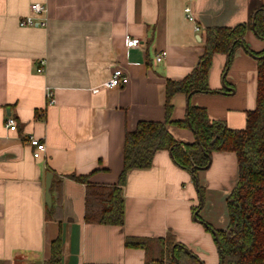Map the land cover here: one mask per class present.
Returning a JSON list of instances; mask_svg holds the SVG:
<instances>
[{"label": "crops", "instance_id": "obj_1", "mask_svg": "<svg viewBox=\"0 0 264 264\" xmlns=\"http://www.w3.org/2000/svg\"><path fill=\"white\" fill-rule=\"evenodd\" d=\"M36 2L47 6V25L21 26ZM259 4L264 0H0V264H45L57 236L61 264H144L145 250L127 246L126 238L168 233L204 264H218L202 220L215 229L228 224L226 198L238 178L235 153H212L210 165L194 174L169 150H157L151 166L128 174L122 225L87 221L86 194L89 185L118 183L127 131L139 121L165 120L166 80L193 70L205 29L247 22ZM186 5L193 21L185 17ZM126 36L141 45L127 47ZM245 42L255 52L264 49L252 28ZM40 58L46 59L43 72L36 70ZM226 60L224 53L212 57L208 86L216 92L171 97L167 129L177 141L195 140L191 129L176 123L188 105L204 107L210 119L230 128L245 127L255 107L257 61L241 46L223 72ZM116 68L128 82L106 87ZM8 116L15 130L6 125ZM30 136L45 142L39 159ZM47 172L59 181L51 194L60 222L46 213ZM73 175L87 176L88 183ZM215 202L225 206L224 223L204 213L206 203L211 209Z\"/></svg>", "mask_w": 264, "mask_h": 264}, {"label": "trees", "instance_id": "obj_2", "mask_svg": "<svg viewBox=\"0 0 264 264\" xmlns=\"http://www.w3.org/2000/svg\"><path fill=\"white\" fill-rule=\"evenodd\" d=\"M252 28L264 40V5L250 9L247 22L235 26H213L205 29L204 48L193 70L181 80L167 79L165 85V120L139 121L136 128L124 137L123 166L116 185H89L86 194L85 218L100 224L122 225L124 202L122 187L128 174L152 164L157 150L167 149L174 161L194 174L207 168L214 152H233L237 158L238 178L226 198L228 224L225 229H215L202 220L205 228L213 233L223 264H264V49L251 50L245 42L246 31ZM243 47L257 61L255 107L247 111L245 127L234 129L224 122L210 119L204 107L188 105L187 113L177 125L192 130L195 140L179 142L167 129L175 93L216 92L208 86V73L215 53H224L227 60L225 72L236 48ZM76 181L88 183L87 176H72ZM54 177L51 192L57 184ZM88 185V184H87ZM203 199V187L198 183ZM54 197L48 216L57 218ZM194 208V210H196ZM199 212L196 216L199 217ZM127 246L145 250L144 264H204L198 256L168 233L161 238L127 237ZM61 238L57 236L50 245V258L45 264H61Z\"/></svg>", "mask_w": 264, "mask_h": 264}, {"label": "built area", "instance_id": "obj_3", "mask_svg": "<svg viewBox=\"0 0 264 264\" xmlns=\"http://www.w3.org/2000/svg\"><path fill=\"white\" fill-rule=\"evenodd\" d=\"M30 10H31V14L21 18L19 21V24L21 26L45 27L47 25V19H48L47 6L45 4L36 2L30 5ZM184 14L188 20L190 21L194 20L191 7L189 5H186L184 7ZM196 29H199V27L196 26ZM125 44L127 47H136V46L141 45V41L139 38L126 36ZM165 55H166V52L163 50L155 56V60L159 62L163 59ZM45 66H46V59L40 58L36 70L38 72H43L45 69ZM128 80L129 79L124 73V71L120 68H116L113 70L111 77L108 80H106L104 85L106 87H118V86L126 84ZM46 94L50 98V101H53L52 99L53 94L50 89H47ZM6 125L8 126L10 130H15L17 123H16V120L12 116H8L6 120ZM28 143L32 147L33 157L35 159L41 158L46 150L45 142L41 138L30 136L28 138Z\"/></svg>", "mask_w": 264, "mask_h": 264}, {"label": "rangeland", "instance_id": "obj_4", "mask_svg": "<svg viewBox=\"0 0 264 264\" xmlns=\"http://www.w3.org/2000/svg\"><path fill=\"white\" fill-rule=\"evenodd\" d=\"M204 202H206V200H204ZM204 205V204H203ZM207 203L205 205V209H204V213H206L208 215V217H211L214 219V221L218 222V223H224L225 219L227 217V215L225 214V206L223 207H219V203L214 204L213 208L211 209H207ZM204 220V219H203ZM205 221V220H204ZM211 234V239H212V244H213V256L216 259V262L219 264V252H218V247L215 241V237L213 236V233L210 232Z\"/></svg>", "mask_w": 264, "mask_h": 264}, {"label": "water", "instance_id": "obj_5", "mask_svg": "<svg viewBox=\"0 0 264 264\" xmlns=\"http://www.w3.org/2000/svg\"><path fill=\"white\" fill-rule=\"evenodd\" d=\"M194 92H192V93H194ZM191 94H189V95H191ZM210 161H211V158L209 159V162H208L206 167H208L210 165ZM52 178H53V174L51 172H47L46 173V181H45V203H46L48 209H51V207H52V194H51ZM196 182H197V180H196ZM185 250L187 252H189L188 248H185ZM177 263L178 262L175 259V264H177ZM37 264H40V262H37ZM220 264H223L222 258L220 259Z\"/></svg>", "mask_w": 264, "mask_h": 264}]
</instances>
